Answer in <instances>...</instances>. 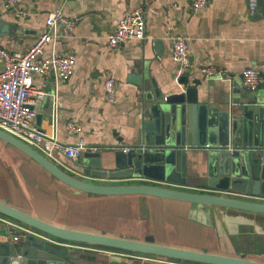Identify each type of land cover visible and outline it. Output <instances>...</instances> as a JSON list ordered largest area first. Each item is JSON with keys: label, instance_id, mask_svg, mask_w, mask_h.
<instances>
[{"label": "crops", "instance_id": "obj_1", "mask_svg": "<svg viewBox=\"0 0 264 264\" xmlns=\"http://www.w3.org/2000/svg\"><path fill=\"white\" fill-rule=\"evenodd\" d=\"M209 0L194 9L192 0H23L24 13L17 14L0 0V45L10 51H23L44 32L47 16L56 6L65 14L81 16L69 36L54 44L57 51L76 54L72 76L56 82L54 74H34V84L49 92L57 91L59 111L52 113L51 95L36 100L32 124L47 137L66 144L82 141L84 148L77 160L58 149L39 151L67 172L90 182H146L195 191H213L205 184L208 148L188 150L189 183L176 184L157 178L133 176L113 178L94 173L84 163L86 150L99 151L105 168L114 169V156L124 146L137 145L144 117L145 80H154L169 94L195 86L209 106H225L232 85H242V70L258 67L264 75V0ZM146 10V38L128 39L118 45L108 35L131 9ZM171 27V28H170ZM188 37V51L194 63L191 74L181 71L172 52L170 31ZM53 51L52 44L44 55ZM225 69L231 78H206L202 65ZM2 64L0 62V68ZM116 79V95H107L104 79ZM186 76L187 82H181ZM139 78L142 82L135 81ZM264 96V82L255 91ZM202 100V99H201ZM68 120L82 126L69 132ZM113 159V162L108 160ZM240 198L264 197L229 193ZM45 220L82 230L102 232L135 239L154 235L159 243L193 249L208 248L219 254L246 256L264 261V212L214 204L183 201L150 194H96L72 187L50 174L41 164L0 138V200ZM10 228L6 237L15 244L24 232L35 228L0 212V229ZM18 236V238H15ZM58 239V238H57ZM63 241V242H62ZM61 243L84 248L90 259L83 264H98L107 255L127 264H161V255L99 244L62 240ZM197 264L203 262L195 261Z\"/></svg>", "mask_w": 264, "mask_h": 264}, {"label": "water", "instance_id": "obj_2", "mask_svg": "<svg viewBox=\"0 0 264 264\" xmlns=\"http://www.w3.org/2000/svg\"><path fill=\"white\" fill-rule=\"evenodd\" d=\"M259 4L262 0L258 1ZM0 20V24H1ZM135 81L142 82L139 78ZM186 83V76L181 78ZM234 83L225 106H209L195 86L165 93L154 80L143 82L144 117L138 149L118 151L114 169L105 168L99 151L86 150L84 163L97 174L113 178L146 176L176 184L189 183L187 156L191 148L208 145V169L205 184L213 191L190 189L146 182L98 183L81 179L57 165L37 148L0 128V138L41 164L50 174L79 190L96 194H150L183 201L228 206L264 212V201L229 194L242 191L248 196L264 197V96ZM202 99V100H201ZM232 148V150H231ZM113 159L108 160L109 163ZM0 212L42 232H24L12 244L0 240V264H83L90 259L84 248L61 243L69 240L99 244L132 251L203 262L204 264H264L263 260L239 255L219 254L208 248L193 249L144 239L107 234L63 226L19 209L8 199L0 200ZM0 229L6 237L10 228ZM58 238V239H57ZM63 242V241H62ZM98 264H127L116 256Z\"/></svg>", "mask_w": 264, "mask_h": 264}, {"label": "built area", "instance_id": "obj_3", "mask_svg": "<svg viewBox=\"0 0 264 264\" xmlns=\"http://www.w3.org/2000/svg\"><path fill=\"white\" fill-rule=\"evenodd\" d=\"M209 0H192L194 9L206 6ZM23 0H4L6 8L14 10L17 14L24 13ZM81 16H69L65 14L63 6H56L50 10L47 16V29L42 32L34 42L23 51H10L0 45V128L16 135L32 146H37L46 152L58 149L70 158L77 160L84 148L82 141L75 144H66L56 137H47L45 132L32 124V118L36 114L34 96L39 99L46 95L53 98L52 113L54 116L59 111L60 103L57 91L49 92L38 88L34 84V74H54L56 82L69 79L75 70L76 54L72 51H57L54 44L61 37L69 36L74 30ZM171 28V27H170ZM146 34V10L138 5L129 10L109 33L108 39L111 45H118L128 39H145ZM172 52L178 62L181 71L191 74L194 63L188 51V37L182 33L170 31ZM52 44L53 51L49 56L44 55L45 48ZM199 71L206 78H231L230 74L215 65H202ZM242 85L248 91H256L264 82V75L256 66H247L242 72ZM107 95L113 99L116 95V79L109 75L104 79ZM69 132H79L82 126L74 120H68ZM209 144L201 147H208ZM139 145L124 146V151L138 149ZM232 150V148H231ZM18 238V236H15ZM162 256V255H161ZM161 264H197L195 261L162 256Z\"/></svg>", "mask_w": 264, "mask_h": 264}]
</instances>
